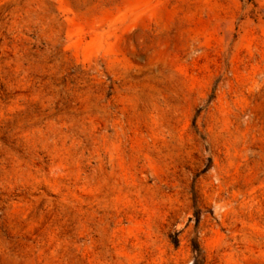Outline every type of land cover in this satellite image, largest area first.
I'll return each instance as SVG.
<instances>
[{
    "label": "rangeland",
    "instance_id": "obj_1",
    "mask_svg": "<svg viewBox=\"0 0 264 264\" xmlns=\"http://www.w3.org/2000/svg\"><path fill=\"white\" fill-rule=\"evenodd\" d=\"M0 264H264V0H0Z\"/></svg>",
    "mask_w": 264,
    "mask_h": 264
}]
</instances>
